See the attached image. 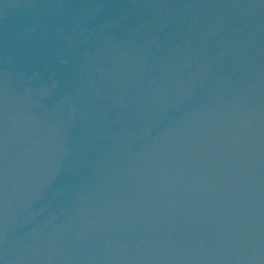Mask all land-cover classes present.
<instances>
[{"label":"water","instance_id":"1","mask_svg":"<svg viewBox=\"0 0 264 264\" xmlns=\"http://www.w3.org/2000/svg\"><path fill=\"white\" fill-rule=\"evenodd\" d=\"M0 264H264V0H0Z\"/></svg>","mask_w":264,"mask_h":264}]
</instances>
